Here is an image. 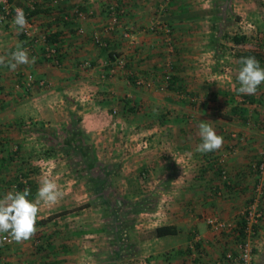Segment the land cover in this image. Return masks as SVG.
<instances>
[{"label":"crops","instance_id":"0c3cea01","mask_svg":"<svg viewBox=\"0 0 264 264\" xmlns=\"http://www.w3.org/2000/svg\"><path fill=\"white\" fill-rule=\"evenodd\" d=\"M32 1L34 10L29 0L11 5L30 13L37 35L48 32L59 64L45 57L42 40L0 23V55L21 44L35 57L15 71L0 65V198L28 188L35 200L45 178L63 196L41 202L30 240L0 244V264H110L112 238L126 244L124 230L105 231L110 216L105 221L94 176L83 178L79 148L64 154L73 120L107 165L109 202L142 205L117 212L135 220L141 237L138 254L116 264H240L227 255L238 251L249 206L260 214L248 238L250 264H264V171L253 167L264 153V83L254 95L236 91L241 57L264 68V0L226 1L217 24L213 7L224 0ZM117 1L125 12L114 22L109 7ZM153 21L168 24L171 35L147 30ZM234 34L246 41L233 43ZM28 73L36 82L20 84ZM202 121L223 137L219 150L196 151ZM166 225L175 232L150 234Z\"/></svg>","mask_w":264,"mask_h":264},{"label":"clouds","instance_id":"9594fccd","mask_svg":"<svg viewBox=\"0 0 264 264\" xmlns=\"http://www.w3.org/2000/svg\"><path fill=\"white\" fill-rule=\"evenodd\" d=\"M6 2V0H4ZM2 19V18H0ZM28 20L21 8L15 9L12 26L17 32L23 31ZM35 63V57L29 58V53L21 44H17L16 50L7 57L0 55V65L15 71L18 66ZM241 68L237 79L240 87L236 89L238 94L254 95L261 83H264V68L259 61L253 57H241ZM198 134L201 143L196 146V151L209 153L219 150L223 146V137L207 122L198 125ZM31 191L25 188L23 191H9L0 198V244L8 241L22 243L30 240L37 232L36 222L40 211V204H55L62 198L63 193L57 184L45 178L37 189L35 200L28 197ZM7 234V235H4Z\"/></svg>","mask_w":264,"mask_h":264},{"label":"trees","instance_id":"16d2710c","mask_svg":"<svg viewBox=\"0 0 264 264\" xmlns=\"http://www.w3.org/2000/svg\"><path fill=\"white\" fill-rule=\"evenodd\" d=\"M226 1L228 4V0H224V3ZM227 4L225 3V5H214L212 11V20L213 22H216V24L222 19V16L224 15V12L227 9ZM48 39L49 36L47 37V41H49ZM231 41L235 44L243 43L246 41V37L244 35L234 34L231 36ZM67 131L68 133L64 134V138L61 144L63 146L64 154L70 156L72 152V147L74 149L79 148V157L80 159H82L80 171H83L85 175L90 174L94 176L93 178L96 183V198L101 200L102 205H105L102 211L105 221L106 216H110V221H108L109 223L104 225L107 235H116L120 232L119 230H124L126 233V244L120 243V240L117 237L112 238V244L116 246L115 249L109 252L108 262H110V264H116L120 259L126 258L127 255H137L138 249L135 247V244L138 242L141 235L134 225L135 220L133 218H129V215H127V213L121 212L118 215L117 212H119L120 210L122 211V209H125V211L130 210L129 213H133V211L138 213L142 210V205H137L138 203L124 202L122 200L118 202V199L120 198L117 196L114 202H109L106 193V191L109 189L107 188L108 186H105L106 177L108 175L107 165H105L103 162L97 159L95 155H93V153L91 152V144L89 143V137L84 131H81V126L79 125V122L77 120H73L71 126L69 127V129H67ZM86 205L87 203L84 204V206ZM153 205L154 204H152V206H148L150 207L149 209H151ZM245 224L246 221L244 218L241 221V227L239 230L240 236L242 237L241 240L245 237ZM175 230L176 229L173 226H158L154 230H152L150 234L153 236H161L168 233H174ZM117 236L120 237V235Z\"/></svg>","mask_w":264,"mask_h":264},{"label":"built area","instance_id":"2783aa9c","mask_svg":"<svg viewBox=\"0 0 264 264\" xmlns=\"http://www.w3.org/2000/svg\"><path fill=\"white\" fill-rule=\"evenodd\" d=\"M29 6L31 10H34L36 8L34 2L32 0H29ZM21 8L20 6H12L11 0H0V23L4 24L6 22H12V19L15 15V9ZM25 15L27 17L28 23L27 26L23 31H20V34L26 38L28 41H34L37 39L42 40L45 43V57L51 60L54 64H59V58H58V47L56 43H49L47 41L48 32H41L37 35V30L34 25V22L31 20V15L29 12H26L24 9ZM75 14L77 16L82 15L81 11H79L77 8L74 10ZM125 12V8L122 4H120L118 1L114 4L110 5L109 7V15L111 18L116 22V19L119 14H122ZM147 30L153 33H161L164 34L166 37H169L171 35V28L168 24L162 21H153L148 27ZM128 32H124V35L126 36ZM95 42L101 46L102 48H107L108 44L105 40L100 39L98 36L94 37ZM116 65H123L124 59L121 56H115ZM85 66H90L91 64L89 62H84ZM36 82V79L32 73H28L24 78L20 80V84H25L27 86H31ZM39 86L45 85L44 79L38 80ZM253 167L260 172L264 171V153L262 155L261 161L257 162L253 165ZM222 176L226 177V171L222 170L221 172ZM260 216V214L257 211H254L252 206H249L245 213V237L239 242L238 244V251L235 255L228 254L227 257L229 259H234L240 264H250L251 259L253 257V246L251 244V241L248 239L253 235V229L252 224L254 221ZM209 223H214V221L211 219L209 220Z\"/></svg>","mask_w":264,"mask_h":264},{"label":"rangeland","instance_id":"374dc122","mask_svg":"<svg viewBox=\"0 0 264 264\" xmlns=\"http://www.w3.org/2000/svg\"><path fill=\"white\" fill-rule=\"evenodd\" d=\"M230 15H231V14H230ZM229 19H230V17H228V19H226V20L229 21ZM81 131H82V132L84 131L82 127H81ZM85 133H86V132H85ZM87 135H88V133H87ZM88 136H89V135H88ZM91 140H92V139L89 138V143H90V144H91ZM75 158H77V157L75 156ZM69 159H70V157H69ZM101 160H102V159H101ZM101 160H100V161H101ZM81 161H82V159L79 160V163H80V164H81ZM101 162H103V163L106 165V163H105L104 161H101ZM81 173H82V175H83V178L86 179V178H87V175H85L83 171H82ZM81 177H82V176H81ZM106 178H107V177H106ZM145 234H146V233H145ZM125 264H127V263H125Z\"/></svg>","mask_w":264,"mask_h":264}]
</instances>
